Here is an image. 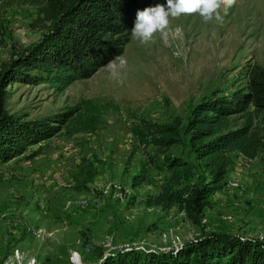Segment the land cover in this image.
Instances as JSON below:
<instances>
[{"label":"rangeland","instance_id":"374dc122","mask_svg":"<svg viewBox=\"0 0 264 264\" xmlns=\"http://www.w3.org/2000/svg\"><path fill=\"white\" fill-rule=\"evenodd\" d=\"M39 7L0 0V76L47 31L50 21ZM263 60L264 0H236L222 23H205L198 14L170 18L148 43L130 32L117 57L64 87L4 81L2 111L18 122L44 118L56 128L0 161V264L31 258L33 264H93L106 252L161 251L208 232L264 244V146L253 157L228 153L198 224L175 204L144 203L169 174L160 166L165 156L192 163V181L203 175L184 131L192 106L245 89L249 65ZM55 113L65 120L49 117ZM252 116L260 129L264 114ZM141 118L175 123L178 142L165 149L140 142L133 126ZM229 119L230 126L242 121L237 113ZM134 176L143 180L134 185Z\"/></svg>","mask_w":264,"mask_h":264},{"label":"trees","instance_id":"16d2710c","mask_svg":"<svg viewBox=\"0 0 264 264\" xmlns=\"http://www.w3.org/2000/svg\"><path fill=\"white\" fill-rule=\"evenodd\" d=\"M48 19L45 34L4 65L0 76V161H6L56 127L44 118L15 121L3 110V82L47 81L64 87L75 79L91 75L99 66L117 57L129 39L138 11L167 0H30ZM246 87L230 96H206L190 111L184 131L190 150L203 175L192 181L193 164L180 156H165L160 166L169 171L159 190L144 199L146 205L161 208L176 205L186 218L198 224L209 206L208 194L223 178L228 153L253 157L264 146V125L257 128L252 115L264 114V60L251 63ZM251 104V107L248 106ZM237 113L242 121L230 126L229 116ZM65 113L49 117L62 122ZM138 140L156 148L178 142L176 124L159 125L139 119L133 126ZM205 176L207 179L205 180ZM143 177H133L134 185ZM99 259L93 264H100ZM104 264H264V244L227 232H208L166 250L119 249Z\"/></svg>","mask_w":264,"mask_h":264},{"label":"clouds","instance_id":"9594fccd","mask_svg":"<svg viewBox=\"0 0 264 264\" xmlns=\"http://www.w3.org/2000/svg\"><path fill=\"white\" fill-rule=\"evenodd\" d=\"M236 0H167V5L157 4L137 12L136 21L131 34L141 43H148L157 32H164L170 24V18L198 14L205 23L213 20L222 23L228 10L233 7ZM223 12V15L221 14ZM126 61L121 57L120 65ZM111 67V62L110 65ZM112 255L106 252L100 264Z\"/></svg>","mask_w":264,"mask_h":264},{"label":"built area","instance_id":"2783aa9c","mask_svg":"<svg viewBox=\"0 0 264 264\" xmlns=\"http://www.w3.org/2000/svg\"><path fill=\"white\" fill-rule=\"evenodd\" d=\"M34 259L31 258V261L28 264H33Z\"/></svg>","mask_w":264,"mask_h":264},{"label":"crops","instance_id":"0c3cea01","mask_svg":"<svg viewBox=\"0 0 264 264\" xmlns=\"http://www.w3.org/2000/svg\"><path fill=\"white\" fill-rule=\"evenodd\" d=\"M158 191V190H157ZM157 193V192H156Z\"/></svg>","mask_w":264,"mask_h":264}]
</instances>
